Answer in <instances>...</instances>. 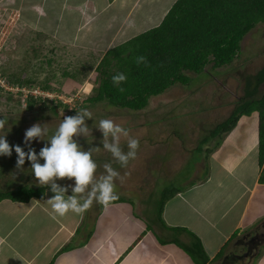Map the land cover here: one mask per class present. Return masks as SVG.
I'll list each match as a JSON object with an SVG mask.
<instances>
[{
  "label": "crops",
  "instance_id": "1",
  "mask_svg": "<svg viewBox=\"0 0 264 264\" xmlns=\"http://www.w3.org/2000/svg\"><path fill=\"white\" fill-rule=\"evenodd\" d=\"M165 1L0 0V6L18 8L30 33L47 37L45 40L57 46L97 55L98 62L110 48L158 25L175 2ZM163 7L156 19L154 14ZM249 32L240 41V52ZM211 64H207L209 68ZM211 69L184 73L196 79L191 73L209 75ZM191 83L182 85L190 87ZM201 158L199 177L185 175L161 213L166 227L184 231L161 225L155 227L156 232L149 229L134 202L123 195L120 182L118 199L107 207L94 201L84 213L69 212L64 217H54L47 203L54 193L44 187L41 198L0 200V264H195L176 243L160 241L176 237L188 243L191 234L201 241L209 257L207 264L216 263L221 255L237 251V240L264 222V183L258 181V112L241 115L221 144L207 158L205 154ZM10 178L6 172L0 182L14 183L18 179ZM33 179L6 188L21 183L40 187ZM60 181L66 183L59 184L62 187L74 186V180ZM67 195H72L71 187Z\"/></svg>",
  "mask_w": 264,
  "mask_h": 264
},
{
  "label": "rangeland",
  "instance_id": "2",
  "mask_svg": "<svg viewBox=\"0 0 264 264\" xmlns=\"http://www.w3.org/2000/svg\"><path fill=\"white\" fill-rule=\"evenodd\" d=\"M0 9L3 8L0 6ZM10 9L15 14L14 18L17 17L16 14L20 18L8 37V48L3 51L6 61L0 65L2 73L8 74L7 71H12L22 80L31 77V83L49 85L58 94L76 93L85 81L92 83V87L95 86L97 72L94 66L99 56L57 46L51 40H45L47 37L30 33L21 18L20 10ZM145 30L147 29L143 31ZM239 53L228 66L211 69L210 65H207V70L211 69L209 75L191 73L197 77L190 79V87L176 83L161 94L150 97L148 105L140 110L118 108L103 101L93 105L85 103L78 109L65 112L58 108L59 114H55L50 109L54 102H37L38 104L28 108L27 101H22L20 96L0 89V119L8 120L5 132H0V135L6 133V140L10 145H20L27 152L24 134L31 126L36 123L44 125L48 129V135L45 137L48 139L54 134L64 116H75L80 109H88L92 113V120L85 119L89 134L75 139L85 151L99 148L100 150L93 154V159L98 164L101 175L104 174L105 163L114 165L115 167H112L120 174L114 181L115 190L119 191L117 182L122 183L121 187L125 192L123 195L134 202L135 210L142 216L143 213L153 215L164 188L180 186L185 175L196 179L201 174V157L205 154L206 147L213 146L218 137L211 138L201 146L202 150L198 151L200 140L234 108L243 94L244 75L254 72L264 63V23L258 24L249 32ZM83 71H87V75L80 79ZM260 91H264V83ZM91 94L92 90L86 97ZM101 119L113 120L128 130L130 138L139 141L136 158L129 160L127 166L122 167L110 152L103 149L104 138L98 129ZM127 139L121 137L120 141L125 152L128 151ZM46 143L47 141L34 140L31 146L38 154ZM242 147L245 148V145ZM16 161L14 148L11 157L0 156V177H6L7 172L11 178H18L14 183L0 182V189H5L8 184L34 180L31 162L26 159L23 168L17 169ZM39 162L44 163L42 159ZM191 166L194 167L192 170ZM57 183L66 185L65 181L59 180ZM260 226L261 223L257 227ZM240 249L238 247V250ZM259 253L253 264L264 263V244Z\"/></svg>",
  "mask_w": 264,
  "mask_h": 264
},
{
  "label": "trees",
  "instance_id": "3",
  "mask_svg": "<svg viewBox=\"0 0 264 264\" xmlns=\"http://www.w3.org/2000/svg\"><path fill=\"white\" fill-rule=\"evenodd\" d=\"M259 22H264V0H175L158 25L103 54L94 66L97 78L92 94L86 97L83 104L93 105L105 101L118 108L143 109L151 96L162 93L176 82L187 84L190 78L184 73L185 70L199 73L209 63H212L213 69L230 65L240 52L243 36ZM140 56L146 58V63L136 62V58ZM7 72L12 82H32L31 77L22 80L12 71ZM118 73L125 74L127 79L114 84L112 78ZM86 75L87 71H83L80 79ZM263 83L264 63L254 72L244 75L242 96L229 115L215 124L197 147L201 151L203 144L218 137L213 146L206 147L207 158L233 129L241 115L257 111L258 161L261 167L259 183H264V91H260ZM44 87L50 88L49 85ZM121 88L124 89L123 92L120 91ZM37 102L39 101L29 98L27 107L31 108ZM58 108V103L50 106L55 114L58 113ZM178 190L175 186L164 188L153 215L143 213L142 217L149 229L156 232L155 227L161 225L176 232L184 231L178 227H166L161 219L165 201ZM43 193L44 187L21 183L13 188L0 189V200L28 201L32 197L41 198ZM191 236L188 243H182L176 237L160 238V241L176 243L195 264H207L209 257L201 241L195 235Z\"/></svg>",
  "mask_w": 264,
  "mask_h": 264
},
{
  "label": "clouds",
  "instance_id": "4",
  "mask_svg": "<svg viewBox=\"0 0 264 264\" xmlns=\"http://www.w3.org/2000/svg\"><path fill=\"white\" fill-rule=\"evenodd\" d=\"M136 62L146 63V58L137 57ZM112 79L114 84H120L126 81L127 77L123 73H118ZM120 91L123 92L124 89L121 88ZM86 118L92 120V113L86 108L77 111L75 116H64L54 134L48 139L45 138L48 129L40 123L34 124L24 134L27 152L20 145H10L6 140V133L0 135V156L11 157L14 148L17 154V169H22L27 159L31 162V170L38 185L50 187L54 193V196L47 200L54 217H64L69 212L82 214L94 201L107 207L118 199L114 181L119 178V172L110 163H105L104 174L97 176L98 164L93 159V154L100 149L90 148L85 151L75 139L82 135L88 136ZM7 124L6 118L0 119V132H5ZM98 129L103 134V149L110 152L113 159L122 167L127 166L129 160L136 158L139 141L130 138L127 129L111 119H101ZM121 137L128 138L127 152L121 147ZM34 140L47 141L38 154L31 146ZM41 159L44 161L43 164L39 162ZM64 179L74 180V186L62 187L57 183L58 180ZM69 187L72 195H67Z\"/></svg>",
  "mask_w": 264,
  "mask_h": 264
},
{
  "label": "built area",
  "instance_id": "5",
  "mask_svg": "<svg viewBox=\"0 0 264 264\" xmlns=\"http://www.w3.org/2000/svg\"><path fill=\"white\" fill-rule=\"evenodd\" d=\"M10 10V11H8ZM14 12L11 9L3 8L0 9V65L5 63V54L4 48H8V37H10L11 30L14 29V26L17 24V20L20 18L16 14L14 18ZM83 87L79 88L76 93H62L58 94L55 90L51 88H45L44 85L40 86L34 83H21V82H12L9 79V75L2 73L0 71V89L8 93H14L20 96L22 101H27L29 98L38 100L41 102H54L59 104V109L65 111L74 110L77 107L81 106L87 94L92 90V83L86 82Z\"/></svg>",
  "mask_w": 264,
  "mask_h": 264
},
{
  "label": "flooded vegetation",
  "instance_id": "6",
  "mask_svg": "<svg viewBox=\"0 0 264 264\" xmlns=\"http://www.w3.org/2000/svg\"><path fill=\"white\" fill-rule=\"evenodd\" d=\"M240 250L221 255L216 263L209 264H253L264 244V222L256 230L244 234L237 240Z\"/></svg>",
  "mask_w": 264,
  "mask_h": 264
},
{
  "label": "bare ground",
  "instance_id": "7",
  "mask_svg": "<svg viewBox=\"0 0 264 264\" xmlns=\"http://www.w3.org/2000/svg\"><path fill=\"white\" fill-rule=\"evenodd\" d=\"M168 0H166L165 1V3L167 2ZM163 10H164V7L163 8H161L158 12H156V14H154L155 16V18L157 19V18H159V15H161L162 13H163Z\"/></svg>",
  "mask_w": 264,
  "mask_h": 264
}]
</instances>
